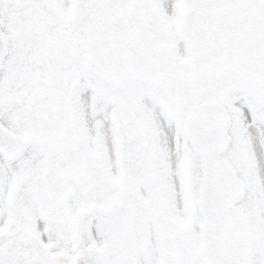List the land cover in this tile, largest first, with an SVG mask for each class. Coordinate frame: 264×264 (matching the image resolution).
<instances>
[{"label":"snow or ice","instance_id":"6c2138e0","mask_svg":"<svg viewBox=\"0 0 264 264\" xmlns=\"http://www.w3.org/2000/svg\"><path fill=\"white\" fill-rule=\"evenodd\" d=\"M0 264H264V0H0Z\"/></svg>","mask_w":264,"mask_h":264}]
</instances>
